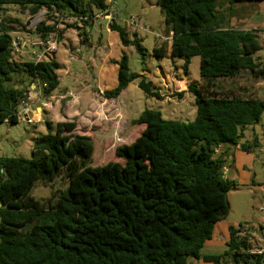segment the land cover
Masks as SVG:
<instances>
[{"label":"trees","instance_id":"1","mask_svg":"<svg viewBox=\"0 0 264 264\" xmlns=\"http://www.w3.org/2000/svg\"><path fill=\"white\" fill-rule=\"evenodd\" d=\"M246 1L258 0H157L171 32L169 55L183 57L185 67L192 56L199 57L204 82L187 85L194 94L193 120L165 119L159 110L144 108L131 121L144 128L131 143L115 147L119 161L103 165H90L96 144L98 153L103 145L74 132L73 121H46L47 132L34 139L28 158L0 157V264H185L189 256L219 263L221 255H203L201 248L215 223L227 216V194L238 183L224 176L226 154L217 149L259 146L257 137L240 138L260 121L264 99L203 88L242 70L264 77L255 56L261 49L256 31L228 25L229 5ZM4 4L26 9L29 17L46 10L84 25L94 10L108 6L105 0H0V10ZM108 27L123 45H134L144 56L135 34L128 38L126 27L115 21ZM72 28L86 40L84 27L76 22ZM36 30L41 37L57 33L43 22ZM12 42L10 27L0 21V122L15 123L32 83L45 95L57 87L59 63L54 58L15 59ZM165 47L154 46L153 54L164 56ZM136 77L123 54L117 84L104 95L118 96ZM138 86L159 97L150 81L141 78ZM54 177H62L63 185L50 199L30 194L36 183ZM243 227L229 226L226 253L235 264H261L264 253L252 252L248 231L242 238L237 235Z\"/></svg>","mask_w":264,"mask_h":264},{"label":"rangeland","instance_id":"2","mask_svg":"<svg viewBox=\"0 0 264 264\" xmlns=\"http://www.w3.org/2000/svg\"><path fill=\"white\" fill-rule=\"evenodd\" d=\"M85 1V0H84ZM109 6L111 17L100 18L99 10L93 20V31L86 30L87 41L81 39L77 30L72 28L76 24L74 17H62L45 10L42 17L44 24L53 25L57 33V48L54 52H42V58H54L58 60L60 66L57 70L59 85L42 97L49 102L45 108L51 107L50 102L56 97L72 98L76 93H81L82 97L91 92L97 82L104 89H110L117 83L118 63L123 54L127 56L129 72L137 74L138 77L132 79L127 88L113 101L122 102V118L130 121L141 113L144 108L156 109L161 112L165 119L190 121L196 113L194 94L187 90L188 84H201L199 75V57L192 56L190 62L185 67L184 58L180 56H155L153 48L159 39H163L165 31L164 17L157 0H105ZM228 25L243 29H253L258 34L261 42V49L255 56L264 67V0L246 1L229 5ZM227 4L221 5L222 11H227ZM131 16L137 18V25L131 29L136 30V36L140 39L144 47V56H141L135 46L129 44L124 46L120 42H113L112 36L117 37L115 30H110L108 23L115 21L126 27ZM26 9H22L14 4H4L0 10V21L4 22L11 29V35L24 40V45L20 50L13 49L12 56L15 59L28 60L38 59L34 54L39 52V46L33 44L38 37L36 25L29 26L30 20ZM16 19V21H14ZM12 20V21H10ZM37 21V18L34 20ZM49 22V23H48ZM60 24L62 25L60 27ZM130 32L128 38H133ZM165 39V38H164ZM166 46V45H165ZM167 50V46L165 47ZM102 67L103 70L99 71ZM144 78L151 82V89L159 94V97L150 95L138 86V81ZM264 77H256L248 70H242L239 75L233 78H216L211 81V85L204 86L205 91L224 92L225 89L234 88L240 83L251 84ZM87 82H89L87 84ZM86 84V87L84 86ZM186 85V87H184ZM69 90L63 93V89ZM85 87V88H84ZM183 87L185 89H183ZM181 91L182 95L177 93ZM80 102H86V98H80ZM136 131L139 125H130ZM264 113L260 121L244 130L241 142L258 137V149L264 151ZM47 132L45 120L26 121L19 116L18 121L10 123L0 122V157L18 156L28 158L31 156L34 139ZM138 133V132H137ZM99 138H112L113 144L108 150L98 153L101 146L96 144L92 156L91 166L103 165L113 159L120 160L114 156L116 146L130 143L122 142L113 133L97 134ZM134 139L133 135L127 140ZM130 141V140H129ZM264 158L263 155L260 156ZM257 181H263L264 162L255 166ZM261 180H258L260 179ZM63 185L62 177H54L49 183H36L30 190V194L43 199H50V196L57 188ZM228 214L224 218L232 225L239 223L247 228L250 242L258 243L264 248V189L258 183L244 185L237 184L231 188L227 194ZM250 230V231H249ZM227 245L207 246L201 248V253H212L221 255L218 264H235L233 258L226 253ZM207 255V254H203ZM204 264H215L213 261H203ZM185 264H198V259L189 256ZM264 264V261L261 263Z\"/></svg>","mask_w":264,"mask_h":264},{"label":"crops","instance_id":"3","mask_svg":"<svg viewBox=\"0 0 264 264\" xmlns=\"http://www.w3.org/2000/svg\"><path fill=\"white\" fill-rule=\"evenodd\" d=\"M107 5H108L107 8L103 12L105 13V15H109L111 17V13L109 12L110 6L108 3ZM98 12L100 18H106L105 16L100 15V11ZM98 12H94L92 16V20L86 23L85 25L82 23V21L78 19L75 20L77 21V24L79 26L84 27L86 30L89 28V31L92 32L93 20L97 16ZM61 26L62 25L60 24V27ZM130 32L136 34L135 29L129 30L128 35L130 34ZM170 34L171 32H169L167 27L165 26L163 39H159L155 45V46H160L161 43H164V45L167 46V52L165 55L170 54V49H171ZM111 36H112V40H110V42L118 41L121 43L118 35L117 37L114 35ZM58 38L59 37H57V40ZM85 38L86 40L84 41H87L88 38L86 33H85ZM42 52L44 51L41 50L39 46V52L38 53L36 52L37 54L35 55L40 59H43L41 55ZM56 61L58 62V60ZM102 70L103 68L100 67L99 71ZM233 77H220V78H233ZM88 83L89 82H87V84ZM84 86L86 87V84ZM127 86L120 92V94L123 93V91L127 88ZM184 87H186V85ZM184 87L183 89H185ZM68 90L69 89L65 87L63 89V93H65ZM104 90H109V89L102 88L99 82H97L95 87L92 88L91 92L83 95L82 97L80 96L81 93H76L77 95H75L72 98L56 97L53 101L50 102L51 107L48 110H46L45 107L49 105V102H46V100L42 97L40 88L35 87V85L32 83L31 89L28 92L31 101L25 112L21 113V116L26 121H41V120H45V122L73 121L76 124L74 132L79 134L87 133L91 135L99 144L103 145L104 151L108 150L114 141L112 138L109 137L99 138L97 137V134L110 135V133L111 134L113 133V135H115L117 138L119 137L120 141L131 143L132 141H134L137 132L141 131L145 125L138 124L139 128L137 131L133 128H130V125H136V124H133L131 122L132 120L130 121V124L128 123V121H124V119L122 118V111H121L122 102L120 100L113 101V99L117 98L120 94L116 97L108 98L104 95L103 93ZM220 93L230 96L236 95L240 97H257L260 99H264V79L258 80L251 84L240 83L238 86H235L234 88H230V89H225L224 92H220ZM80 98H86V102L84 103L80 102L81 100ZM262 131L264 135V128ZM132 135L134 139L130 138L129 139L130 141L127 140V137L128 136L130 137ZM124 144H129V143H124ZM217 152L218 154L221 152H224L226 154L225 165L223 168V174L225 177L234 180L238 184L249 185V184L258 183L261 186V188L264 189V182L262 183V181L260 182L257 181V173L255 171V166L259 164V162L260 163L264 162V158L260 157L264 153V151L261 148L256 151V148L243 150L234 146L220 145L217 149ZM258 180H261V178ZM230 225L232 224L226 219H222L216 222L213 227L211 237L204 242L202 247L215 246L217 243L218 245H223V244L227 245V242L230 237V231H229ZM248 235L251 236V234ZM251 243L253 246L252 251L258 248H263L258 243L255 244L253 242ZM201 254H212V253H201ZM197 259H198V264H204L203 261H209V260H204L202 258H197Z\"/></svg>","mask_w":264,"mask_h":264},{"label":"built area","instance_id":"4","mask_svg":"<svg viewBox=\"0 0 264 264\" xmlns=\"http://www.w3.org/2000/svg\"><path fill=\"white\" fill-rule=\"evenodd\" d=\"M55 15H57L56 13H54ZM45 15V10H40L36 15L32 16L31 20H30V23H29V26H32L33 23H34V26L38 25L39 23L42 22L43 20V16ZM100 15L101 16H105L106 18L110 17L109 15H105V13L103 11H100ZM37 18V21H34L35 19ZM137 25V18L135 16H131L129 18V21L127 22V28L128 29H131L133 28L134 26ZM57 35L55 33H50V34H47L46 36L44 37H41L40 36V33L38 34V37L36 38V41L35 42H32L33 44H37L38 46H40V49L43 50L44 52H49V53H52L56 50L57 48ZM22 45H24V40H21L19 39L18 37L14 38L13 39V42H12V46L13 48L12 49H17V50H20L22 48ZM34 54H37L36 52ZM38 59H40L38 57ZM41 91V90H40ZM30 101H31V98L30 96L28 95L25 99H23L20 104H19V107H18V111L20 113L22 112H25V110L27 109V107L29 106L30 104ZM247 233V228L246 227H243L238 233L237 235L242 238L246 235ZM252 252H256V253H264V248H258V249H255L254 251Z\"/></svg>","mask_w":264,"mask_h":264}]
</instances>
